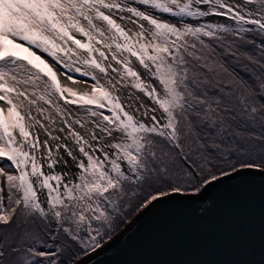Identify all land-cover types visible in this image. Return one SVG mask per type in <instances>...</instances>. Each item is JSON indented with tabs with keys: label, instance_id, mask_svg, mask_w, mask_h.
<instances>
[{
	"label": "snow or ice",
	"instance_id": "1",
	"mask_svg": "<svg viewBox=\"0 0 264 264\" xmlns=\"http://www.w3.org/2000/svg\"><path fill=\"white\" fill-rule=\"evenodd\" d=\"M256 199L264 0H0V264H96L157 210Z\"/></svg>",
	"mask_w": 264,
	"mask_h": 264
},
{
	"label": "water",
	"instance_id": "2",
	"mask_svg": "<svg viewBox=\"0 0 264 264\" xmlns=\"http://www.w3.org/2000/svg\"><path fill=\"white\" fill-rule=\"evenodd\" d=\"M178 220L174 214L153 212L131 226L126 242L98 253L96 264H231L239 243L258 250L264 241V206L258 199L228 215Z\"/></svg>",
	"mask_w": 264,
	"mask_h": 264
}]
</instances>
